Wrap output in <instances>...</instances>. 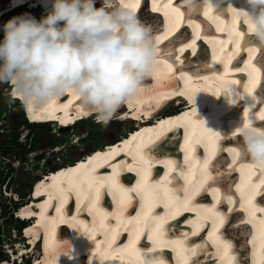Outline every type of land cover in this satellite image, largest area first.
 <instances>
[{
	"label": "bare ground",
	"instance_id": "6f19581e",
	"mask_svg": "<svg viewBox=\"0 0 264 264\" xmlns=\"http://www.w3.org/2000/svg\"><path fill=\"white\" fill-rule=\"evenodd\" d=\"M28 1L32 0L24 3ZM0 2V16L17 7L13 0ZM144 2L138 0L136 13L157 35L166 36L160 46L171 50L176 59L165 58L162 74L149 81L115 119L140 121L141 128L131 127L124 141L107 144V151L93 148L87 160L62 166L34 184L32 199H46L39 198L40 210L29 202L21 214L39 218L25 231L35 238L33 245L39 234L46 235L44 257L35 264H127L135 256L124 251L138 246L139 240L146 241L144 248L149 242L155 244L149 252L139 249L142 264L154 258L162 259V264H226L218 250L220 242L230 244L232 264H261L264 170L236 156L232 150L239 137L227 135L241 120L254 118L264 125V48L249 50L247 25L234 20L235 13L208 7L188 16L180 0H153L150 10ZM233 3L243 7V0ZM147 11L151 14L145 16ZM236 32L243 37L239 49ZM192 44L194 48L188 47ZM164 61L172 64L170 71ZM227 85L243 91L247 100L229 106L222 96ZM254 97L260 99L253 101ZM54 106L55 111L51 104L37 113L39 119L24 110L32 122H59L66 128L84 117L85 121L93 118L79 110L78 101L70 96L61 97ZM49 113L54 118H47ZM150 119L155 121L151 125ZM203 149L210 152L202 155ZM126 155L132 159H125ZM129 176H135L132 183L126 182ZM97 190L98 198H94ZM250 190L254 193L251 204ZM205 196L212 205L202 200ZM256 197L261 198L256 202ZM160 205L170 209L162 213ZM213 214L223 217L215 229ZM128 239L131 244L126 246ZM170 250L176 255L169 256Z\"/></svg>",
	"mask_w": 264,
	"mask_h": 264
},
{
	"label": "clouds",
	"instance_id": "9594fccd",
	"mask_svg": "<svg viewBox=\"0 0 264 264\" xmlns=\"http://www.w3.org/2000/svg\"><path fill=\"white\" fill-rule=\"evenodd\" d=\"M24 2L13 0L14 6ZM39 2L44 9L39 18L25 12L0 25V84L9 85L11 100L22 102L31 115L70 96L78 101L79 110L106 126L162 74V61L174 57L160 46L154 27L126 6L127 0ZM180 7L188 16L208 7L235 13L247 25L249 50L264 48V0H243L240 8L233 0H180ZM222 96L229 106L247 100L231 85L225 86ZM233 133L239 137L236 152L264 170V125L254 118L241 120L228 138ZM8 257L0 261L10 263ZM150 264H162V259L154 258Z\"/></svg>",
	"mask_w": 264,
	"mask_h": 264
},
{
	"label": "rangeland",
	"instance_id": "374dc122",
	"mask_svg": "<svg viewBox=\"0 0 264 264\" xmlns=\"http://www.w3.org/2000/svg\"><path fill=\"white\" fill-rule=\"evenodd\" d=\"M25 12H30L37 18L42 15L38 10L20 8L6 15L0 25ZM148 14L151 12L147 11L145 16ZM9 89V85L0 84V255H10L13 245L18 241L22 242L19 248H25L23 235L14 227L16 223L6 220L4 214L6 209L10 211L15 207L14 201L29 202L32 199V195L30 197L28 194L30 190L33 191L35 182L47 174L45 171H50V167L71 164L93 148L119 140L131 127L136 126L133 122L125 124L115 119L106 126H99L90 119L64 130L58 125L29 126L25 124L27 118L22 105L11 100ZM172 110L166 112H173ZM16 137L18 144L14 141ZM53 143L59 146L50 150ZM33 145H36V150L24 154L23 158L24 151H30ZM25 262V259L20 261L22 264ZM11 263L12 261L9 264Z\"/></svg>",
	"mask_w": 264,
	"mask_h": 264
},
{
	"label": "snow or ice",
	"instance_id": "6c2138e0",
	"mask_svg": "<svg viewBox=\"0 0 264 264\" xmlns=\"http://www.w3.org/2000/svg\"><path fill=\"white\" fill-rule=\"evenodd\" d=\"M128 7L132 8V9H136L139 7V3H138V0H127V5ZM205 14H207V12H205ZM236 19V17L234 16V20ZM236 37L238 38L236 40V48L239 49L240 47V39H242V34L240 32H236ZM166 36L164 37H159L158 39H165ZM188 47H193L194 48V44L192 45H188ZM184 49L183 47H181L179 49V52H183ZM250 51H254V50H250ZM176 57H173V60H175ZM165 65H166V68L170 71L172 69V64L171 63H167L166 61H164ZM254 87V85H253ZM247 91H250L249 89L246 88ZM74 99V98H73ZM55 102L52 103V106H53V111H55ZM68 105H65L64 108L66 110ZM67 115V113H65ZM34 119H39V116H35L33 115ZM47 118H54L51 113H49V116ZM261 119H264V114H261ZM63 122V121H62ZM236 156L239 155L238 152H236L235 149L232 150ZM261 183H264V181H261ZM94 195V198H98V190L93 194ZM252 195H254V193L250 190L249 193H248V203L251 204V198H252ZM229 201H230V198H229ZM94 202V201H92ZM147 211H151V208L149 207L147 209ZM262 211H264V209H262ZM214 215V219H213V227L215 229V227L219 224H221L223 222V217H219V216H216L215 214ZM260 233H261V248L262 250H264V219H261L260 221ZM195 234V233H193ZM177 244H179V242H176ZM230 244H228L227 242H220L219 244V247H218V250L221 252L222 256L226 258V264H232V261L234 259V257H231L229 256L228 252H229V249H230ZM261 264H264V256H262V259H261Z\"/></svg>",
	"mask_w": 264,
	"mask_h": 264
},
{
	"label": "trees",
	"instance_id": "16d2710c",
	"mask_svg": "<svg viewBox=\"0 0 264 264\" xmlns=\"http://www.w3.org/2000/svg\"><path fill=\"white\" fill-rule=\"evenodd\" d=\"M24 112L26 113V111L24 110ZM26 116H27V114H26ZM28 118V117H27ZM29 119V118H28ZM32 123L31 125H30V123ZM29 122L25 119V124L26 125H29V126H37L38 124H42V123H37V124H34L35 122H32V121H30L29 120ZM97 125H99V126H104L103 124H97ZM39 126V125H38ZM65 128H62V130H64ZM14 141H15V143H17L18 144V142H17V137L14 139ZM35 146L36 145H33L32 147H31V150L30 151H24V153H23V158H24V154H27V153H29V152H34L35 150H36V148H35ZM59 145H57V144H55V143H53L52 144V146H51V148H50V150H52L53 148H57ZM9 150V149H8ZM7 151V150H6ZM21 158V157H20ZM80 159V158H79ZM58 167H50L49 168V170L50 171H55L56 169H57ZM50 171H45V173H48V172H50ZM31 191V190H30ZM28 195H30V192H29V194ZM28 201H21V202H19V201H14V204H15V207L14 208H12L10 211H7V207H5V209H6V211H5V214H4V218H6V220H8V221H14L15 223H16V225L14 226L16 229H17V231L19 232V233H21L22 234V232H21V230H22V227L24 226V223L20 220V219H18V218H16L15 217V211L20 207V206H23L25 203H27ZM15 229V230H16ZM0 242H2V240L0 239ZM2 256V259H8L9 257H8V255L7 254H5V255H0V257ZM1 259V258H0ZM26 262H25V264H29V262H30V260H28V259H26L25 260Z\"/></svg>",
	"mask_w": 264,
	"mask_h": 264
}]
</instances>
